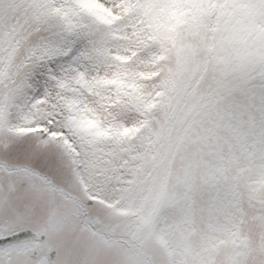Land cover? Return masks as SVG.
<instances>
[{
  "label": "snow or ice",
  "instance_id": "1",
  "mask_svg": "<svg viewBox=\"0 0 264 264\" xmlns=\"http://www.w3.org/2000/svg\"><path fill=\"white\" fill-rule=\"evenodd\" d=\"M0 264H264V0H0Z\"/></svg>",
  "mask_w": 264,
  "mask_h": 264
}]
</instances>
